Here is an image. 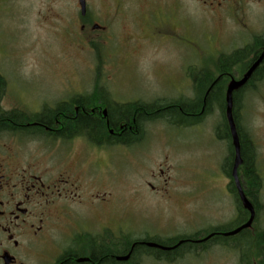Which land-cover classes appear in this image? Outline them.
<instances>
[{"label": "flooded vegetation", "instance_id": "af4514ba", "mask_svg": "<svg viewBox=\"0 0 264 264\" xmlns=\"http://www.w3.org/2000/svg\"><path fill=\"white\" fill-rule=\"evenodd\" d=\"M36 1L43 6L39 13L46 23L53 19L60 24L61 33H75L76 44L88 54L92 68L99 74L85 88H73V94L53 98L50 103L40 101L35 111L23 106H6V83L0 79L1 113L7 112L20 119L0 120V137L13 136L14 139L5 142L0 138V264L177 262L186 256L179 254L184 245L200 243L198 241L207 235L193 238V234H181L165 239L158 232L142 233L133 227H117L127 211L112 224L95 222L103 213H116L110 200L99 202L98 193L102 188L97 187V180L100 179L91 168L102 162L107 154H112L117 146L146 154L144 145L151 135L149 124H162L164 132L170 127L194 129L212 110L207 101L211 88L219 80L225 81L226 95L233 76L227 82L221 79L223 73L218 72L213 77L206 69L198 76L189 65L188 80L194 86L189 95L180 93L181 80L174 73H166L168 87L177 91L173 95L162 92L152 83L147 85L146 94H120L115 76L125 67L140 70L137 55L143 45L135 36L129 35L122 40L115 33H149L147 28L150 33H181V30L191 29V24L184 21H190L194 12L188 9L186 0H84V7L81 0H67L65 10L55 8L60 0ZM188 1L195 9L202 8L204 16L223 27L225 32L228 31L226 21L239 10L237 33L257 34L236 48L264 35V0ZM250 5L256 7L252 16ZM249 48V63L252 64L263 52L264 45ZM105 68L111 71L110 76L100 77V71ZM201 82L206 84L204 91L197 88ZM263 82L264 74H258L246 88H241V99L248 89L257 90ZM241 107L240 102L239 115ZM84 117L93 118L96 125L86 128L82 122ZM113 118L118 120L114 123ZM240 121L243 123L241 116ZM12 123L14 130L4 129L5 124ZM250 135L258 163L257 143ZM224 136L227 134L222 132L220 139ZM163 139L168 141L165 133ZM164 157L162 162L168 155ZM159 172L161 176L165 174L163 169ZM259 175L263 178L260 171ZM149 185L157 193L158 200L172 203L171 197L162 196L164 192L159 188L164 186ZM129 211L130 215L135 213L132 209ZM180 241L183 242L170 250L148 244L173 247Z\"/></svg>", "mask_w": 264, "mask_h": 264}, {"label": "rangeland", "instance_id": "374dc122", "mask_svg": "<svg viewBox=\"0 0 264 264\" xmlns=\"http://www.w3.org/2000/svg\"><path fill=\"white\" fill-rule=\"evenodd\" d=\"M66 4L67 0H60L55 8L65 10ZM186 4L194 12L190 21H184L191 24V29L181 33H150L149 28V33H115L122 40L135 36L143 45L137 55L140 70L123 67L115 76L120 94H146L147 85L152 83L173 95L177 91L168 87L166 73H174L181 80L180 93L189 95L194 89L193 82L188 80L189 65L198 76L203 69L216 76L218 57L257 34L237 33L239 10L232 13L235 18L230 15L226 21L225 32L204 16L202 8L195 9L188 0ZM42 8L36 0H0V74L6 83V106L35 111L40 101L50 103L53 98L73 94V88H85L99 74L92 68L88 54L76 44L75 33H61L60 24L53 19L46 23L39 13ZM249 12L254 15L256 7L250 5ZM100 73V77H109L111 71L105 68ZM241 105L240 116L257 143V164L263 176V208L257 224L264 227V82L257 90L248 89ZM222 120L220 107L215 104L194 129L170 127L164 132L162 124H149L151 135L144 145L146 154L117 146L112 154L103 155V161L91 170L100 179L97 180V187L102 188L99 202L110 200L116 214L103 213L94 221L112 224L127 211L117 227H133L142 233L158 232L165 239L181 234H204L216 226L233 224L237 202L230 190L231 179L223 168L229 156L228 140L216 135V127ZM163 133L168 141L163 139ZM0 138L5 142L14 140L13 136ZM165 155H168L166 164L162 162ZM160 169L165 170L162 176ZM149 183L164 186L159 189L165 194L160 193L171 197L172 203L158 200ZM130 209L135 213L128 214ZM255 237L256 230H252L247 242L236 237L229 239L228 244L206 245L197 252L184 253L186 256L173 264H260Z\"/></svg>", "mask_w": 264, "mask_h": 264}, {"label": "trees", "instance_id": "16d2710c", "mask_svg": "<svg viewBox=\"0 0 264 264\" xmlns=\"http://www.w3.org/2000/svg\"><path fill=\"white\" fill-rule=\"evenodd\" d=\"M263 41H264V35L256 36L250 44L244 47L235 48L232 51L223 53L221 56H219L216 62V66H217V71L223 73L221 76V79L225 78L226 81L228 82L230 76H233L236 78L238 75H239L238 77L242 76L243 73H245L251 65L249 63V58L251 56L248 53L250 49L249 46L258 47L260 45H264V43L262 44ZM203 72L204 71H202L201 74ZM205 74L210 75L209 73H205ZM258 74H261V75L264 74V61L258 67V69L254 72V74L252 75V77L250 78L248 82L251 83ZM202 76L203 78L205 77V75H202ZM213 77L215 76L213 75ZM0 79L4 81V77L1 74H0ZM218 82L216 83L217 85L215 84L214 86L215 88L214 87L211 88L208 94V97H207V101H208V105L210 106H213L215 104L218 105L220 107L221 113L223 114V120L217 126L218 128L217 134H218L219 139L222 138V132L223 134L225 133L227 134V136H224V139L228 140L229 156H227L223 164V168H224L225 173L231 179L230 190L234 193L235 199L237 201V217L234 223L229 226L220 225V226L214 227L213 230H210V232H206L204 234L201 232H198V233L191 235V237L193 238H198V237L209 235L211 233L220 232V233H215L212 237L209 238V240L202 241L200 243H194V244L190 243V244L184 245L183 248H181V250L179 251V254L184 255V253L186 252L187 253L197 252L200 247L203 248L206 245L209 246L212 244H217L218 242H223V243L228 244L229 239H232V238L234 239L236 237H240V239L246 240L247 242L249 241L247 239V236H249L250 231L256 230L255 241H256V247H257V255L260 258V261H259L260 264H264V227H259L257 224L259 215L263 208V205L261 203L263 178L260 177L259 168H258L257 163L255 162L256 156L254 153L255 151H254V146L252 144L251 135L249 131L247 130L246 126L240 121L239 110H240L242 89L241 90L239 89L234 92V116H235L237 129H238L239 137L241 141V152H242V157H243V163L239 167V175H240L242 185L244 187V191L255 207L256 217L254 219V222L251 228L243 229L238 234H235L232 236H225L222 233V232H227L232 229H235L236 227L245 223L249 219L250 213L241 204L236 186L232 178L234 146H233L231 132H230L229 125L227 123L226 113H225V109H226L225 87L226 86L224 84L225 81L223 82L220 81L219 83ZM247 84L243 88H246ZM205 85L206 84L202 82L198 84L197 86L198 90L199 91L200 89L203 90L205 88ZM8 118H10V120L12 119L20 120L18 118L12 117V115H10L7 112L1 113V108H0V120L2 119L6 120ZM116 120L118 119L113 118V122ZM82 122L86 128H93L96 125L94 123L93 118L84 117L82 118ZM13 123L5 124L4 129L14 130L15 125ZM237 242H240V241H237Z\"/></svg>", "mask_w": 264, "mask_h": 264}, {"label": "water", "instance_id": "95a60500", "mask_svg": "<svg viewBox=\"0 0 264 264\" xmlns=\"http://www.w3.org/2000/svg\"><path fill=\"white\" fill-rule=\"evenodd\" d=\"M82 6L84 7V0H81ZM264 61V50L260 54V56L251 64V66L247 69V71L244 73V75L240 78L232 77L231 80L228 83L227 90H226V95H225V101H226V117L228 120L231 136H232V142L234 146V160H233V168H232V178L234 180L239 199L245 209H247L250 213L249 219L243 223L242 225L236 227L235 229H232L230 231L224 232L223 234L225 236H232L235 234H238L241 232L243 229L246 228H251L252 224L254 222V219L256 217V210L251 202V200L248 198L244 191V187L242 185L240 175H239V167L243 163V157H242V152H241V141L237 129V124L234 116V92L241 89L243 86H245L254 72L258 69V67L262 64ZM215 233H211L207 235L205 238L202 240H199L198 242L201 241H206L210 237H212ZM183 241H180L177 245L173 247H167L163 246L157 243H148L149 246H154V247H160L165 250H170L171 248H175L176 246H179ZM128 256L123 257L126 259ZM119 257V259H123Z\"/></svg>", "mask_w": 264, "mask_h": 264}]
</instances>
